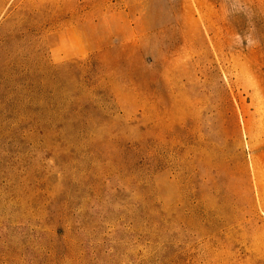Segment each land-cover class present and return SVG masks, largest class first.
Returning a JSON list of instances; mask_svg holds the SVG:
<instances>
[{"label": "rangeland", "instance_id": "rangeland-1", "mask_svg": "<svg viewBox=\"0 0 264 264\" xmlns=\"http://www.w3.org/2000/svg\"><path fill=\"white\" fill-rule=\"evenodd\" d=\"M0 264H264V0H0Z\"/></svg>", "mask_w": 264, "mask_h": 264}]
</instances>
